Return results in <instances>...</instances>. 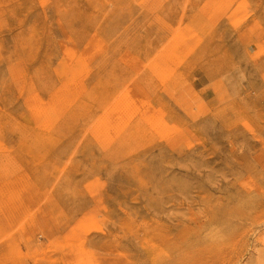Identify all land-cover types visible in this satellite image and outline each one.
I'll list each match as a JSON object with an SVG mask.
<instances>
[{
    "label": "rangeland",
    "instance_id": "rangeland-1",
    "mask_svg": "<svg viewBox=\"0 0 264 264\" xmlns=\"http://www.w3.org/2000/svg\"><path fill=\"white\" fill-rule=\"evenodd\" d=\"M0 264H264V0H0Z\"/></svg>",
    "mask_w": 264,
    "mask_h": 264
}]
</instances>
